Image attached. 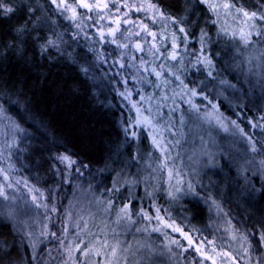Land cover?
Returning <instances> with one entry per match:
<instances>
[{
	"label": "trees",
	"instance_id": "1",
	"mask_svg": "<svg viewBox=\"0 0 264 264\" xmlns=\"http://www.w3.org/2000/svg\"><path fill=\"white\" fill-rule=\"evenodd\" d=\"M218 1L229 5L235 24L242 18L238 9L264 12V0ZM59 2L3 0L14 11L0 9V117L22 129L12 159L46 203L58 210L78 188L109 203L112 215L120 210L129 201L127 189L113 190L114 179L133 175L140 154L149 152L145 133L133 135V104L156 124L178 126L190 111L192 89L197 107L208 99L264 158V96L236 79L232 24L220 6L210 0H106L104 9L75 6L72 19ZM254 21L264 28V21ZM262 31L254 40L264 48ZM49 39L55 46L47 45ZM60 156L75 163H62ZM235 159L230 155L203 171L195 193L182 198L175 213L199 239L219 222L227 225L246 239L252 261L264 264V181L244 175ZM130 206L133 213L138 201ZM56 218L51 213V232ZM56 238L33 256L0 208V264H47ZM181 259L202 264L192 248Z\"/></svg>",
	"mask_w": 264,
	"mask_h": 264
},
{
	"label": "rangeland",
	"instance_id": "2",
	"mask_svg": "<svg viewBox=\"0 0 264 264\" xmlns=\"http://www.w3.org/2000/svg\"><path fill=\"white\" fill-rule=\"evenodd\" d=\"M210 1L230 16L226 21L229 26V22L232 24L230 34L234 39L230 48V66L236 79L241 80L243 88L260 90L256 96L262 98L264 48L255 42L254 36L260 40L264 28L260 30L256 22L242 12L240 23L235 24L232 11L224 6L226 2ZM74 2V5L65 3L70 6L64 7L70 15L71 9L75 8L76 12L75 6L82 2L91 6H80L87 10L104 9L106 5V0ZM117 24L119 19L113 23L114 26ZM197 96L189 99L190 111L178 126L156 124L142 105L133 104V133L136 136L138 132L145 133L149 152L140 154L133 175L114 179L113 190L127 189L129 201L126 204L130 206L132 201H138L137 210L132 213L128 209L127 215L121 213L123 207L112 215L109 203L78 188L69 192L64 206L58 210L46 203L38 190L20 174L12 159L22 129L7 117H0V187L4 192L0 196V208L22 235L31 254L35 256L56 233V253L47 256V264H183L181 256L191 248L202 264H257L250 257L246 239L232 232L227 225L219 222L217 230L205 239H199L177 219L175 207L178 202L195 193L202 172L215 168L223 158L233 155L244 175L264 181V158L252 150L249 137L236 124L221 116L216 107L210 108L212 105L208 99L205 100L206 106L197 107L194 104ZM169 192L174 195L169 196ZM9 211H14V218L7 216ZM51 213L57 217L53 221L55 232L49 227ZM143 213L150 218L145 219ZM173 240L178 243H171Z\"/></svg>",
	"mask_w": 264,
	"mask_h": 264
},
{
	"label": "snow or ice",
	"instance_id": "3",
	"mask_svg": "<svg viewBox=\"0 0 264 264\" xmlns=\"http://www.w3.org/2000/svg\"><path fill=\"white\" fill-rule=\"evenodd\" d=\"M52 2H53V3H56V0H52ZM80 6L85 7V8H89V7H91L89 4H87V3H83V2L81 3ZM224 6H225V7H229V5H227V4H225ZM57 7H58V8H64V7H70V6H66V5H65V0H60V2L57 4ZM105 7H106V5H105ZM150 7L155 8L154 5H150ZM213 7H214V6H213ZM0 9H2V10L4 11L5 14H7V13H12V12L14 11L12 7H8V6H6L5 3H3V0H0ZM71 10H72V17H71V18H72V19H75V18H76L75 8H72ZM156 11L159 12L160 10H159V9H156ZM238 11H241V12L243 13V15H244L246 18H248V19H251V20L259 19V20H261V21H264V12H261V13L258 14L257 12H251V13H249V12L243 10V9H238ZM160 15H161V17H163V12H160ZM170 19H172V22H173V23H176V21H175L174 18H170ZM145 27H146V26H145ZM17 31L20 32V31H23V29H17ZM179 31H180L181 33H184V32H185V28L181 27V28L179 29ZM152 35H155V33H152ZM37 38H38V37H37ZM202 39H203V37H202ZM245 42H247V41H245ZM47 45L55 46V41L49 39V40L47 41ZM41 48L44 49V48H45V45H41ZM137 48H139V45H137ZM175 48H176V45H175V43H173V49L175 50ZM176 58H177L176 53H175V51H173V53L171 54V59H176ZM84 71L86 72L87 70L85 69ZM156 75L159 77V76L161 75V73L156 72ZM191 92H192V95H193V96L197 95L195 89H192ZM213 107H215V106H213ZM193 108L195 109V105H193ZM196 110L198 111V109H196ZM145 119L147 120L148 118H145ZM148 122L151 123V121H148ZM232 123L235 124V121H233ZM225 130H227V129H225ZM242 131H243V130L241 129V132H242ZM133 135H135V134H133ZM153 143H154V144L157 143L156 140H155V138L153 139ZM177 143H179V141H177ZM252 150H253V151L256 150V149H255V145H253ZM57 159H59L62 163H63V162H68L69 165L72 164V163H75L74 161H71L70 158H69L68 156H60V157H58ZM30 191H31V189H30ZM3 195H4L3 188L0 187V196H3ZM149 195H151V193H149ZM168 195H169V196H173L174 194H173L172 192H169ZM5 198H7V197H5ZM33 200H34V201L36 200V197H35V196L33 197ZM128 209H129V204H125V205L123 206V208H122L120 211H121V213L127 215V214H128ZM157 211H159V209H157ZM143 215H144V218H145V219H149V218H150V217H148L147 213H143ZM7 216H8L9 218H14V216H15L14 211H9V212L7 213ZM129 218H130V217H129ZM174 230H175V231H180V229H174ZM153 231H159V229H153ZM42 234H43V233H42ZM29 235H31V233H29ZM53 235H55V234H53ZM260 240H261V242H264V234L261 235ZM171 243H178V241L173 240V241H171ZM189 243L191 244V240H189ZM76 247L79 248L80 246H79V245H76ZM33 248H35V244H33ZM197 251H199V249H197ZM245 251H247V249H245ZM115 252H116V249L113 248V254H115Z\"/></svg>",
	"mask_w": 264,
	"mask_h": 264
}]
</instances>
